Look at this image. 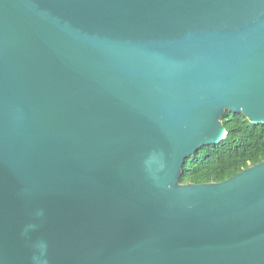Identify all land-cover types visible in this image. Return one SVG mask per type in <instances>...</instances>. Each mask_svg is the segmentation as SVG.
Returning a JSON list of instances; mask_svg holds the SVG:
<instances>
[{
    "label": "water",
    "instance_id": "1",
    "mask_svg": "<svg viewBox=\"0 0 264 264\" xmlns=\"http://www.w3.org/2000/svg\"><path fill=\"white\" fill-rule=\"evenodd\" d=\"M264 123V0H0V264H264V159L182 166Z\"/></svg>",
    "mask_w": 264,
    "mask_h": 264
},
{
    "label": "trees",
    "instance_id": "2",
    "mask_svg": "<svg viewBox=\"0 0 264 264\" xmlns=\"http://www.w3.org/2000/svg\"><path fill=\"white\" fill-rule=\"evenodd\" d=\"M225 137L185 159L180 183L219 182L264 159V123L252 124L243 113L225 110Z\"/></svg>",
    "mask_w": 264,
    "mask_h": 264
}]
</instances>
